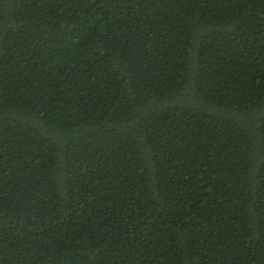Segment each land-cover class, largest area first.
Segmentation results:
<instances>
[{
    "label": "trees",
    "instance_id": "16d2710c",
    "mask_svg": "<svg viewBox=\"0 0 264 264\" xmlns=\"http://www.w3.org/2000/svg\"><path fill=\"white\" fill-rule=\"evenodd\" d=\"M0 264H264V0H0Z\"/></svg>",
    "mask_w": 264,
    "mask_h": 264
}]
</instances>
